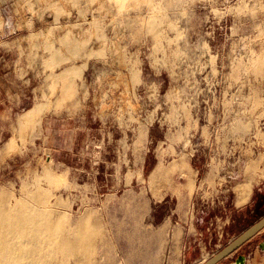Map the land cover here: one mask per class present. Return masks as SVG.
<instances>
[{
  "label": "rangeland",
  "instance_id": "rangeland-1",
  "mask_svg": "<svg viewBox=\"0 0 264 264\" xmlns=\"http://www.w3.org/2000/svg\"><path fill=\"white\" fill-rule=\"evenodd\" d=\"M39 186L98 220L87 264H202L263 217L264 0H0V189Z\"/></svg>",
  "mask_w": 264,
  "mask_h": 264
},
{
  "label": "bare ground",
  "instance_id": "bare-ground-1",
  "mask_svg": "<svg viewBox=\"0 0 264 264\" xmlns=\"http://www.w3.org/2000/svg\"><path fill=\"white\" fill-rule=\"evenodd\" d=\"M46 197L41 186L23 187L20 196L0 189V264L88 263L91 232L84 222L94 230L98 220L88 212L83 222L70 226L68 216L56 214Z\"/></svg>",
  "mask_w": 264,
  "mask_h": 264
},
{
  "label": "water",
  "instance_id": "water-1",
  "mask_svg": "<svg viewBox=\"0 0 264 264\" xmlns=\"http://www.w3.org/2000/svg\"><path fill=\"white\" fill-rule=\"evenodd\" d=\"M264 230V216L258 221L243 231L238 237L232 240L228 245L214 254L211 258L204 261L202 264H219L223 259L240 249L243 245L253 239L256 235ZM246 257L240 255L235 262L245 264ZM233 264V263H231Z\"/></svg>",
  "mask_w": 264,
  "mask_h": 264
}]
</instances>
